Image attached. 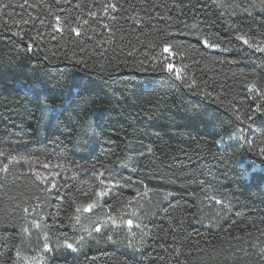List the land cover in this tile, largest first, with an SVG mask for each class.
<instances>
[{
  "label": "trees",
  "instance_id": "obj_1",
  "mask_svg": "<svg viewBox=\"0 0 264 264\" xmlns=\"http://www.w3.org/2000/svg\"><path fill=\"white\" fill-rule=\"evenodd\" d=\"M8 4L5 144L30 141L22 150L32 156L61 151L80 176L94 165L132 184L89 210L88 176L48 190L0 163V264L16 263L29 219L75 242L133 207L146 229L138 254L90 239L47 264H264V53L252 47H264V0Z\"/></svg>",
  "mask_w": 264,
  "mask_h": 264
},
{
  "label": "rangeland",
  "instance_id": "obj_2",
  "mask_svg": "<svg viewBox=\"0 0 264 264\" xmlns=\"http://www.w3.org/2000/svg\"><path fill=\"white\" fill-rule=\"evenodd\" d=\"M5 141L6 139L0 135V163L6 167L16 166L33 173L48 190L68 176L79 180L82 184H87L89 181L85 176L91 178L92 183L87 186L95 195V203L89 206V210L100 205L105 198L132 184L130 178L109 173L104 168L94 165L83 172L84 177L80 176L81 165L61 151L43 149L44 157L38 158L22 150L27 147L26 145L33 146L32 142L27 141L23 147L19 148L5 144ZM141 219L139 210L133 207L110 216L97 228L88 231L86 235L82 233L75 242L56 239L50 235L44 223L29 219L23 230L15 264H47L54 254L80 253L90 239L99 240L100 238L109 240L128 252L138 254L146 234ZM85 230L87 229L83 231ZM68 245L72 247L69 248Z\"/></svg>",
  "mask_w": 264,
  "mask_h": 264
},
{
  "label": "snow or ice",
  "instance_id": "obj_3",
  "mask_svg": "<svg viewBox=\"0 0 264 264\" xmlns=\"http://www.w3.org/2000/svg\"><path fill=\"white\" fill-rule=\"evenodd\" d=\"M0 6L10 7L11 5L8 4V5H0ZM115 7H116L115 5L112 6L113 9H115ZM176 10L183 11L184 9L177 8ZM91 15L94 16L95 13H91ZM56 19H57V21H59L60 20V17L57 16ZM84 23L86 24L87 21H84ZM137 23H139V21H137ZM238 39L243 40L245 44L248 43V41L245 40L244 36H242V35L241 36H238ZM206 43H207V41H206ZM209 46L215 47L216 45L215 44H212V45H209ZM252 47L256 48V51L264 53V47H257L256 45H252ZM194 86L197 87V88L199 87L198 85H196V82L194 80L190 84L187 85V87L189 89H192ZM87 87L88 86L85 85V89H87ZM250 87L254 90L256 86H255V84H253V85H250ZM200 94L204 95L206 98H210V96H211L210 93H200ZM256 111L259 112L260 111V108H257ZM220 143H223V141L221 140ZM262 151H264V150H262ZM129 223H131V221H129ZM68 247L71 248L72 246L71 245H68Z\"/></svg>",
  "mask_w": 264,
  "mask_h": 264
}]
</instances>
